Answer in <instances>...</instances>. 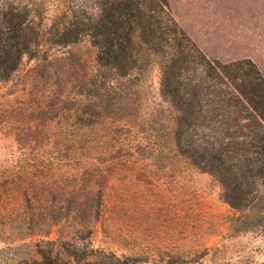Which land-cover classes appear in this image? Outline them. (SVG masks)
Instances as JSON below:
<instances>
[{"label":"trees","instance_id":"16d2710c","mask_svg":"<svg viewBox=\"0 0 264 264\" xmlns=\"http://www.w3.org/2000/svg\"><path fill=\"white\" fill-rule=\"evenodd\" d=\"M84 37L97 47L93 72L46 74L48 63L44 72L27 78V94L33 98L30 113H40L22 129L25 135L35 132L32 137L39 146L47 138L44 147L50 156L37 158V164L55 166L59 172L55 177L51 170L49 178H26V184H20L25 200L40 206L47 201L45 219H51V225L75 212H100L103 189L94 184L104 173L99 157L117 143L126 144L124 138L111 143L107 139L110 111L135 102L140 72L155 63L159 99L139 121L126 114L128 145L152 158L165 160L173 154L177 162L210 173L223 200L239 211L231 226L264 232V75L257 64L250 58H209L174 18L168 0H0V83L12 79L24 55L38 56L42 40L66 46ZM74 159L78 172L67 176L64 168ZM59 194L77 197V206L56 214L54 210L64 208L56 200ZM75 223L82 225L78 231L88 228V220ZM77 236L82 239V234ZM79 238L45 240V245L37 243L38 256L17 263L6 257L4 264L147 262L80 244Z\"/></svg>","mask_w":264,"mask_h":264},{"label":"rangeland","instance_id":"374dc122","mask_svg":"<svg viewBox=\"0 0 264 264\" xmlns=\"http://www.w3.org/2000/svg\"><path fill=\"white\" fill-rule=\"evenodd\" d=\"M168 2L174 18L209 58H250L264 75V0ZM51 12L44 20L46 25ZM96 54L97 47L87 37L66 46L51 45L44 39L38 56L24 55L12 79L0 83V249L4 248L0 264L6 257L17 263L20 258L38 256L37 243L45 245V240L59 238L77 240L79 234L80 244L120 256H138L147 261L145 264H167L168 260H177L175 264H264V232L231 226L239 211L223 200L221 187L210 173L177 162L173 154L165 160L152 158L128 145V118L141 120L148 106L159 99V69L155 63L140 72L136 95L132 96L135 102L126 109L110 111L107 139L111 143L124 138L126 144L117 143L99 157L104 173L94 184L103 189L100 212L91 210L80 216L75 212L51 225V219H45L49 213L47 201L40 206L35 200H25L20 184L25 185L26 178H49L51 170L55 177L59 172L55 166L43 168L37 164V158L46 160L50 156L44 147L47 138L39 146L32 137L35 132L25 135L22 129L35 115L30 113L33 98L27 94V78L42 72L48 63L50 72L46 74L93 72ZM71 121L69 117L67 124ZM77 159L68 162L65 175L78 172ZM57 197L64 208L54 210L56 214L79 202L75 196ZM37 219L40 221L35 225ZM85 220L88 228L78 231L82 225L75 222Z\"/></svg>","mask_w":264,"mask_h":264}]
</instances>
